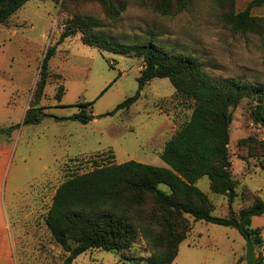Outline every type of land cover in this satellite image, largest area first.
Segmentation results:
<instances>
[{"label": "rangeland", "instance_id": "obj_1", "mask_svg": "<svg viewBox=\"0 0 264 264\" xmlns=\"http://www.w3.org/2000/svg\"><path fill=\"white\" fill-rule=\"evenodd\" d=\"M249 1L234 0L235 11ZM227 6L193 0L184 11L165 16L131 0L113 18L94 0H29L0 25V128L20 125L0 132V264H62L67 253L44 221L57 186L71 174L110 161L168 168L160 153L191 112L190 101L176 93L169 79L153 78L130 107L108 114L136 92L142 57L100 51L83 44L78 32L59 44L48 61L46 86L36 103L46 115L37 124L23 125L27 109L35 104L44 53L63 27L91 17L100 24L99 33L124 44L142 43L152 32L160 48L196 58L210 79L264 85V37L228 30L221 19ZM251 14L264 20V4ZM91 101L96 117L88 123L55 119L78 111L74 104ZM256 104L244 98L231 110L228 151L236 214L256 198L264 200V124L253 119ZM262 109L264 115V100ZM196 186L207 195L213 215L228 214L227 196L212 192L207 176ZM185 216L191 229L172 264L252 263L236 229ZM251 222L261 228L264 255V214ZM150 255L148 243L138 237L129 249H90L71 264H147Z\"/></svg>", "mask_w": 264, "mask_h": 264}, {"label": "trees", "instance_id": "obj_2", "mask_svg": "<svg viewBox=\"0 0 264 264\" xmlns=\"http://www.w3.org/2000/svg\"><path fill=\"white\" fill-rule=\"evenodd\" d=\"M29 0H0V25ZM111 17L118 16L131 0H94ZM154 12L170 16L184 11L193 0H132ZM228 4L221 17L223 25L234 34L253 33L264 37V20L251 14L264 0H250L241 11H235L234 0H217ZM65 25L58 39L48 46L42 58L34 90L35 104L27 109L22 124H37L46 114L36 107L49 75L50 57L66 38L81 33L85 45L121 55H139L143 67L137 77L136 92L109 112L128 108L153 78H167L176 93L191 103L187 120L165 142L160 158L169 166L160 167L134 160L110 161L92 170L67 176L55 189L45 216V225L54 241L67 253L62 264H71L77 255L90 249L120 251L129 249L135 239H144L151 255L147 264H172L179 244L186 239L194 220H203L236 229L246 240L251 264H263L261 228L252 227V217L264 214V200L232 209L235 181L231 177L228 151L231 110L244 98L256 101L252 109L255 122L264 124L262 101L264 85L249 84L241 78L210 79L194 57L167 51L154 41V33L139 44H124L98 32L96 19H74ZM104 88L101 94L105 91ZM61 94H58L60 98ZM78 111L56 120H76L83 124L93 120V101L74 104ZM90 107L87 112L86 109ZM20 125L0 128L8 132ZM203 176L209 188L227 196L228 214L215 216L207 195L196 182ZM164 184L169 191L159 188Z\"/></svg>", "mask_w": 264, "mask_h": 264}, {"label": "crops", "instance_id": "obj_3", "mask_svg": "<svg viewBox=\"0 0 264 264\" xmlns=\"http://www.w3.org/2000/svg\"><path fill=\"white\" fill-rule=\"evenodd\" d=\"M263 232V231H262Z\"/></svg>", "mask_w": 264, "mask_h": 264}]
</instances>
